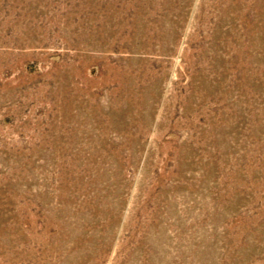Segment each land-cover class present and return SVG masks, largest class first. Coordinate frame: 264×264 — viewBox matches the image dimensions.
I'll list each match as a JSON object with an SVG mask.
<instances>
[{
    "label": "rangeland",
    "instance_id": "374dc122",
    "mask_svg": "<svg viewBox=\"0 0 264 264\" xmlns=\"http://www.w3.org/2000/svg\"><path fill=\"white\" fill-rule=\"evenodd\" d=\"M0 264H264V0H0Z\"/></svg>",
    "mask_w": 264,
    "mask_h": 264
}]
</instances>
